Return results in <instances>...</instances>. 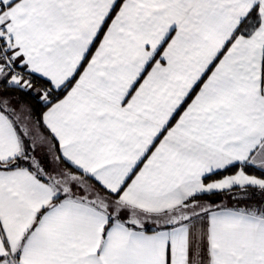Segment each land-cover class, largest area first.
I'll return each instance as SVG.
<instances>
[{"label": "snow or ice", "instance_id": "snow-or-ice-1", "mask_svg": "<svg viewBox=\"0 0 264 264\" xmlns=\"http://www.w3.org/2000/svg\"><path fill=\"white\" fill-rule=\"evenodd\" d=\"M0 264H264V0H0Z\"/></svg>", "mask_w": 264, "mask_h": 264}]
</instances>
